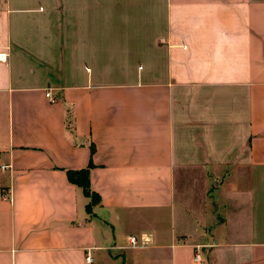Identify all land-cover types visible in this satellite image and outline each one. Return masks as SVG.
I'll use <instances>...</instances> for the list:
<instances>
[{"label":"crops","instance_id":"obj_1","mask_svg":"<svg viewBox=\"0 0 264 264\" xmlns=\"http://www.w3.org/2000/svg\"><path fill=\"white\" fill-rule=\"evenodd\" d=\"M0 53V264H264V0H0Z\"/></svg>","mask_w":264,"mask_h":264},{"label":"trees","instance_id":"obj_2","mask_svg":"<svg viewBox=\"0 0 264 264\" xmlns=\"http://www.w3.org/2000/svg\"><path fill=\"white\" fill-rule=\"evenodd\" d=\"M67 177L70 183L80 187L86 197L90 199V205L87 206V210H90L91 206L100 202L98 195L90 191L89 184V170H82L77 172H67Z\"/></svg>","mask_w":264,"mask_h":264},{"label":"built area","instance_id":"obj_3","mask_svg":"<svg viewBox=\"0 0 264 264\" xmlns=\"http://www.w3.org/2000/svg\"><path fill=\"white\" fill-rule=\"evenodd\" d=\"M6 58H7L6 53H0V61H2V62L6 61ZM45 96L50 103H52V104L55 103V100L52 98L50 91H46ZM6 168H8V166H1L2 170H5ZM2 199L3 200L10 199V193H7V192L2 193ZM128 244L131 247L136 248L137 244H138V239L134 236H130V237H128ZM91 261H92V258L88 254H86L85 263L89 264ZM194 261L201 263L202 259H201L200 255H198V254L194 255Z\"/></svg>","mask_w":264,"mask_h":264},{"label":"rangeland","instance_id":"obj_4","mask_svg":"<svg viewBox=\"0 0 264 264\" xmlns=\"http://www.w3.org/2000/svg\"><path fill=\"white\" fill-rule=\"evenodd\" d=\"M127 60H130V61H132L133 59H130V58H129V59H127ZM124 61H126V59H125V58H124ZM133 61H134V60H133ZM134 62H135V61H134Z\"/></svg>","mask_w":264,"mask_h":264}]
</instances>
